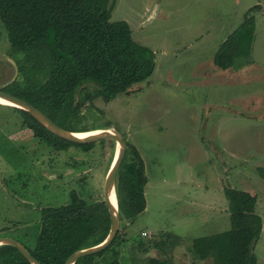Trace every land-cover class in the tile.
<instances>
[{"label": "rangeland", "instance_id": "rangeland-1", "mask_svg": "<svg viewBox=\"0 0 264 264\" xmlns=\"http://www.w3.org/2000/svg\"><path fill=\"white\" fill-rule=\"evenodd\" d=\"M251 15V55L229 70L217 67L220 46ZM111 21L130 25L133 39L155 54L156 69L129 94L95 100L73 122L86 130L79 133L116 128L146 168V210L121 222L105 259L120 253L122 264L151 256L214 264L193 245L231 229V188L257 197L263 231L255 254L264 264V0H117ZM7 37L0 22V91L18 78ZM12 108L0 105V239L32 249L44 209L69 204L73 191L89 203L104 201L117 144L103 139L90 152L76 145L55 151ZM142 243L147 254L139 252Z\"/></svg>", "mask_w": 264, "mask_h": 264}, {"label": "trees", "instance_id": "trees-1", "mask_svg": "<svg viewBox=\"0 0 264 264\" xmlns=\"http://www.w3.org/2000/svg\"><path fill=\"white\" fill-rule=\"evenodd\" d=\"M116 1L0 0V22L7 31L8 52L12 58L19 57L14 58L18 78L1 91L32 104L61 128L86 131H80L73 122L86 109H93L95 100L110 103L129 94L135 85L151 78L156 69L155 54L133 39L130 25L111 21ZM255 31L256 19L251 15L220 46L214 64L229 70L239 58H249ZM89 86L95 88L90 90ZM12 109L21 116L22 126L55 151L76 145L90 152L95 146L65 141L27 112ZM129 148L116 180L121 222L133 220L147 207L144 160L136 148ZM225 195L231 229L195 240L194 252L201 260L211 262L210 259L214 264H258L255 246L263 231V219L257 214V197L231 188L225 189ZM110 229L106 203H89L73 191L69 204L43 210L36 245L27 249L41 264H66L75 252L102 243ZM120 235L118 232L105 251L79 259L76 264H122L120 253L105 259ZM96 238L98 241L88 244ZM140 245L139 252L147 254L149 248ZM153 248L163 252L159 243ZM0 264L31 263L17 248L1 246ZM144 264L171 263L151 256Z\"/></svg>", "mask_w": 264, "mask_h": 264}, {"label": "water", "instance_id": "water-1", "mask_svg": "<svg viewBox=\"0 0 264 264\" xmlns=\"http://www.w3.org/2000/svg\"><path fill=\"white\" fill-rule=\"evenodd\" d=\"M17 74L19 69L17 68ZM16 76L14 80L16 79ZM16 81V80H15ZM0 98L7 100L13 107L23 110L34 117L38 122H40L44 127H46L51 133L55 136L75 144H91L103 139H112L117 144V150L110 169L108 171L106 181H105V190H104V202L108 207L110 218H111V229L107 238L100 244L79 250L69 257L66 264H76L79 259L84 257L93 256L105 251L108 247L112 245L115 241L118 232L121 229V217L119 212L117 189H116V180L118 172L124 162L127 153V143L124 139V136L116 128H108L103 130L94 131V134L88 136H79V132H72L61 128L56 123H54L48 116H46L42 111L37 109L32 104L28 103L21 98L8 94L4 91H0ZM81 134V133H80ZM113 196L116 199V205L113 202ZM1 246H13L17 248L21 254L31 263V264H41L37 259H35L28 249L19 243L16 240L9 238L0 239Z\"/></svg>", "mask_w": 264, "mask_h": 264}, {"label": "bare ground", "instance_id": "bare-ground-1", "mask_svg": "<svg viewBox=\"0 0 264 264\" xmlns=\"http://www.w3.org/2000/svg\"><path fill=\"white\" fill-rule=\"evenodd\" d=\"M0 104H3V105H7V106H10V107H13V104H11L10 102H8L7 100H4L2 98H0ZM91 134H94L93 132H89V133H79V136H88V135H91ZM113 202L114 204L116 205V199L115 197L113 196Z\"/></svg>", "mask_w": 264, "mask_h": 264}, {"label": "built area", "instance_id": "built-area-1", "mask_svg": "<svg viewBox=\"0 0 264 264\" xmlns=\"http://www.w3.org/2000/svg\"><path fill=\"white\" fill-rule=\"evenodd\" d=\"M143 235H147V234L145 233V234H143Z\"/></svg>", "mask_w": 264, "mask_h": 264}, {"label": "crops", "instance_id": "crops-1", "mask_svg": "<svg viewBox=\"0 0 264 264\" xmlns=\"http://www.w3.org/2000/svg\"><path fill=\"white\" fill-rule=\"evenodd\" d=\"M0 105H2V104H0ZM7 106V105H6ZM4 107H5V105H4Z\"/></svg>", "mask_w": 264, "mask_h": 264}]
</instances>
